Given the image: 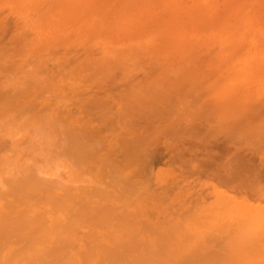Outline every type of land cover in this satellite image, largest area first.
Here are the masks:
<instances>
[{"label":"bare ground","instance_id":"6f19581e","mask_svg":"<svg viewBox=\"0 0 264 264\" xmlns=\"http://www.w3.org/2000/svg\"><path fill=\"white\" fill-rule=\"evenodd\" d=\"M263 135L264 0H0V264H264Z\"/></svg>","mask_w":264,"mask_h":264},{"label":"rangeland","instance_id":"374dc122","mask_svg":"<svg viewBox=\"0 0 264 264\" xmlns=\"http://www.w3.org/2000/svg\"><path fill=\"white\" fill-rule=\"evenodd\" d=\"M263 139H264V135H263ZM263 139H262V140H263ZM259 140H261V139H259ZM263 141H264V140H263ZM261 144H262V143H261ZM259 176H260V177H258V178H259V182H262V181H263V177H262L261 174H260ZM170 178H171V176H169V179H170ZM213 191H214V190H213ZM217 193H219V192L217 191ZM236 197H238V200H239V198H241V195H238V196H236ZM154 205H157V203L155 202ZM183 208L186 209L185 211H189V210H193V211H194V210H195V208H192V209L189 208V210H187L186 207H183ZM200 211H201V210H199V212H198V210H197L198 213L195 211L196 214L194 213L195 215H193V214H192V215H193L194 217H195V216H196V217H197V216L201 217L202 212H200ZM189 212H190V211H189ZM183 213L185 214L186 212H183ZM198 214H199V215H198ZM185 215H186V214H185ZM140 216H143V214H140ZM190 216H191V215H190ZM199 217H198V219H199ZM190 218H191V217H190ZM201 218H203V217H201ZM201 218H200V219H201ZM198 219H197V220H198ZM194 220H195V219H194ZM197 220H196V221H197ZM206 221H207V220H206ZM206 221H205V222H206ZM205 222H203V223H205ZM201 223H202V220H200L199 224H201ZM201 225H202V224H201ZM202 226H204V224H203ZM170 228H171V227H169L168 230H170ZM172 230H173V229H172ZM167 232H168V231H167ZM171 232H172V231H171ZM172 233H173V235H172V238H173V237H174V232H172ZM172 233H171V234H172ZM166 235H167V234H166ZM168 236H169V235H168ZM166 237H167V236H166ZM170 237H171V236H170ZM166 240H167V239H166ZM168 240L171 241V238H168ZM168 240H167V241H168ZM172 242H173V241H172ZM184 243H185V242H184ZM173 244H174V243H173ZM182 244H183V242H182ZM185 244H186V243H185ZM185 244H184V245H185ZM175 246H176V245H175ZM177 247H178V245H177ZM179 247H182V246H179ZM173 248H176V247H173ZM182 248H183V247H182Z\"/></svg>","mask_w":264,"mask_h":264}]
</instances>
